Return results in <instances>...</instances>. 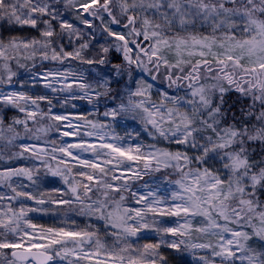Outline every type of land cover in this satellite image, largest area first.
Listing matches in <instances>:
<instances>
[{"label": "snow or ice", "instance_id": "snow-or-ice-1", "mask_svg": "<svg viewBox=\"0 0 264 264\" xmlns=\"http://www.w3.org/2000/svg\"><path fill=\"white\" fill-rule=\"evenodd\" d=\"M58 2L0 0V21L39 33V38L0 39V83L11 84L17 76L12 63L24 69L22 61H32L35 66L37 58L108 63L109 47L101 48L105 58L93 60L82 55L89 42L72 51L58 42L64 34L69 43L73 36L81 38L80 30L61 18L54 7ZM66 4L74 6V0H66ZM79 7L101 23L102 12L111 18L103 31L114 38L112 46L123 53L127 64V68L116 65L114 71L117 76L127 72L131 82L125 86L126 101L119 94L113 97L119 102L103 116L112 121L139 118L153 141L174 144L177 150L156 143L125 146L121 137L102 131L107 125L86 117L77 118L92 129L84 136L96 137L99 143L83 137L72 144L51 140L47 141L50 150L21 144L17 156L31 153L67 189L59 198L44 192L34 195L24 190L25 185L13 186L11 181L25 177L35 185L38 168L0 171V185L12 193L0 194V201L19 204L0 205V264H167L158 251L165 243L177 251L204 250L206 254L196 264H217V260L219 264H264V159L253 160L250 151L256 143L264 150V0H83ZM114 9L126 20V33L110 27L122 23ZM78 18L92 27L91 21ZM137 70L138 78L133 75ZM70 75L74 74L47 71L41 78L46 88L68 92L73 99L92 103L90 92L97 100L110 96L107 79L100 85L104 91L98 92L82 78L64 83ZM159 75L167 81V89L156 88L157 102L152 96ZM74 85L82 95L73 92ZM231 92L251 99L247 109L240 110L242 118L234 113L229 117L230 109L224 108L225 96ZM45 100L47 112L40 109ZM0 105L25 113V119H15L6 127L0 119V140L9 145L21 139L16 125H23L25 134H32L28 138L35 140L47 136L52 127L59 130L55 122L69 121L68 128L80 127L66 115L51 114L52 101L45 96L0 92ZM37 117L54 123L33 132L28 121L37 122ZM62 135L80 136V132L64 131ZM44 157L55 160L56 167ZM169 169L178 178L167 181L169 187L163 192L158 183L149 186L148 181L141 186L143 192L132 191L133 181ZM30 200L38 206H67L65 226L33 223L30 212L49 209L27 207L25 201ZM68 212L88 218L89 223L80 227L75 219L69 221ZM161 217L177 219L174 226H166ZM145 230L179 239L140 245ZM194 234L203 242H192Z\"/></svg>", "mask_w": 264, "mask_h": 264}, {"label": "trees", "instance_id": "trees-1", "mask_svg": "<svg viewBox=\"0 0 264 264\" xmlns=\"http://www.w3.org/2000/svg\"><path fill=\"white\" fill-rule=\"evenodd\" d=\"M54 7L59 11L62 19L73 24L74 27H77L80 30L84 42H89V47L82 52V55L85 57V59L97 60L100 58H105L104 54L101 51V48L102 46L109 47L110 51L106 57L108 63L103 65L94 63L92 65H89L86 63H82L79 60L68 59L65 60L63 63L47 62L41 65H37L38 62H35V66H33L32 61H22L26 64V68L24 69H18L15 63H12L11 66L13 70L17 72V76L13 77V82L11 84L0 83V90L6 88H7L6 90L16 89L25 75L34 73L39 69H48L53 71L69 72L74 75L82 76L85 82L92 85V88L98 92L104 91V88L100 87V85L103 83V79H107L109 81L107 88L110 91V96L102 97V99L104 98L106 99L107 97L110 98L114 94H116L117 97L118 92L131 82L126 79V76L128 77L127 72H125L122 76H117L114 71V67L116 65H120L124 68H127V65L122 62L120 54H118L117 51L115 50V47L112 46L115 43L114 38L108 37L107 33L103 31L104 26L108 24V21L111 18L107 16V13H102V15L104 16V22L101 23L100 19H96L89 16L87 13L83 12L82 9H77L74 6H69L64 8L61 5L60 0L58 3L54 4ZM78 16L82 17L83 19H87L91 21L92 27L90 28L88 27V25L82 23V20L78 18ZM0 27H1L0 29L1 39H4L5 41L10 36L23 37L24 32L28 30L25 28L10 27L5 21H1ZM110 27L118 32H127V29L125 28L124 29L120 27L117 28L111 25ZM117 81H119V83H117ZM225 101L226 103L224 105V108L226 110L230 109V111L228 112L229 117H231L232 114L234 113L237 116V118H242L240 110L242 108L247 109V106L251 104V100H249L248 98H242L239 95H237V93L235 92H231L227 94L225 96ZM86 118L93 122H97V120L99 119V115L98 114L90 115V116H86ZM0 119L4 120V126L6 127L8 124L12 123L15 119H20V120L25 119V113L20 112L19 109L15 107L0 105ZM31 122L32 121L30 120L28 121V126L33 127V132L35 131L36 128H39L41 126L48 127L50 124L54 123L52 121H49L47 118L37 119V122H35V124ZM79 122L80 125H83L81 121ZM228 122L230 123L231 120L229 119ZM55 124L59 125V130H60L61 122H55ZM15 127L17 131H19L24 135H22L21 139L16 140L11 145L7 144L5 140L2 141L0 140V171H4L8 168H23V167L38 168L39 172L34 174V179H36L35 185H33L25 177H13L11 183L13 184V186H16V182H18L16 180L18 179L20 184L26 186L24 188L25 191H29L34 195H38L41 192L50 193L53 198H57L59 192L55 190L61 188L63 190H66L60 178L58 176L53 177L50 173H48L44 165L41 163V161L33 160V157L30 153H25L23 157L17 156L16 153H19L21 151L20 145L23 143V141H27V140L35 141L37 143L41 142L43 144H49L47 143V141L55 140L59 144L62 140L59 130H57L55 127H52L47 136H41L40 140H35L28 138L29 136H31L30 135L31 133L25 134L23 126L16 125ZM250 151L252 153L253 160L259 162L261 159H264V150H262L261 146L258 143L252 144L250 146ZM0 190H2V192L4 193H7L8 195H12L10 189L6 185H0ZM45 199H47V197H45ZM27 202L28 201H25V205H27ZM9 203H12L14 207L16 206L18 207V203L7 200H6V205L4 206H7ZM37 207H44L49 209V211L53 208L51 204H45L43 206L37 205ZM55 208L56 207H54L53 209ZM59 209L62 210V214L65 216V212L67 211V206L59 207ZM49 211L30 212L28 215H32V216L41 215V217L42 215H45L50 219H63L64 217L59 214L58 215L53 213L50 214ZM69 216L73 217L77 221H81L82 219L81 217L76 216L74 212H68L67 217ZM6 255L8 257L10 253H6Z\"/></svg>", "mask_w": 264, "mask_h": 264}, {"label": "rangeland", "instance_id": "rangeland-1", "mask_svg": "<svg viewBox=\"0 0 264 264\" xmlns=\"http://www.w3.org/2000/svg\"><path fill=\"white\" fill-rule=\"evenodd\" d=\"M60 1H61V5L64 8L69 7V6H73V5L66 4V0H60ZM81 2H83V0H74V7L77 9H81L79 7ZM88 2H90V0H88ZM101 2H102V0H101ZM114 14L117 15L118 18L121 19L122 23L120 25L113 24L111 26L117 27V28L120 27V28L124 29L123 24L126 23V20H124L123 17L119 16L118 9H114ZM0 24H1V21H0ZM53 24H54L56 31L59 32L60 28H59L58 23L54 21ZM9 26L28 29L27 31L24 32L23 38H26V39L39 38V33L35 29H32L28 26H24V27L13 26V25H9ZM0 29H1V27H0ZM123 33H126V32H123ZM0 39H1V36H0ZM58 42L62 43L65 46V49L67 51H72L75 48H77L81 43H84V39L82 37V34H81V38H79V39H77L75 36H73L71 38V43H69V38H68L67 34H64L63 39L61 41H58ZM117 53L120 54L122 62L124 64H126V62L123 59V53L122 52H117ZM134 53H135V48H134ZM36 62H38L37 65H41L43 63L54 62V61H40L39 58H37ZM132 67H133V69H135V65H133ZM47 71H53V70L39 69V70L35 71L34 73L25 75L22 78L21 82L19 83V85L16 89L6 90L7 89L6 88L3 90H0V92H3V93H11V92L23 93V94H25L29 97H32V98L45 96L48 99H50L52 101L51 114L66 115L69 117V120L71 121V123L73 125H79L80 126L78 129L77 128H68L67 125H68L69 121H61V126H60L59 132H60L62 140L60 143H64V144L78 143L81 137H83L86 140H89L90 142L99 143V141L97 140L96 137L84 136V133L86 131H91L92 129L90 127H85L84 121L77 119L78 117H86V116L98 114L99 119L97 120L96 123L107 125V127L102 129V131L108 133L109 135H115V136L121 137L122 142L125 144V146H128V145L135 146L136 144H142V145L147 146L149 144L156 143L157 147L166 148L170 151H176L177 150V146L174 144H169V143L163 142V141H161L159 143H157L156 141H153L152 138L149 137L147 135V133L143 131V125L140 123L139 118H137L136 120H133L130 117H128V118L117 117V119L115 121H112V119L110 117L105 118L103 116L104 111L108 110L111 107H114L115 104L119 102L117 99H113V97H116V94L112 95L110 98H108V97L106 99L100 98L99 100H97L95 98L94 94L90 92V95H93V102L92 103H89L87 99H79V98L73 99L72 96L68 92H62V91L53 92L50 88H46L44 86L45 81L41 78V74L45 73ZM161 73H163V69H161ZM133 75H134V77L138 78L140 73L137 70V71H135V73H133ZM81 78H82V76H79V75H70L68 77V80L64 81V83H72L73 79L80 81ZM82 79H83V82H85L84 78H82ZM126 79L129 80V78L127 76H126ZM56 86L58 88L60 87L59 84H57ZM156 88H160L161 90L167 89V81L164 80L163 75L158 76V80L156 81V86L153 89L152 99L154 101L158 102L159 96L156 93ZM168 91L170 94L172 93L171 89H168ZM73 92H75L77 96L82 95L79 88H77L75 85L73 86ZM118 94H119L120 98H122L126 101L127 92H126L125 87L123 89H121L118 92ZM180 94L183 95V92H181ZM237 95H239V94L237 93ZM248 99L251 100L250 98H248ZM28 108H29V110H31L32 106L29 104ZM40 109L44 112L48 111L49 105L47 104L46 100L40 102ZM37 119H40V118L37 117ZM79 121H81L83 123V125H80ZM31 123L35 124V122H33V121ZM21 126H23V125H21ZM29 128H31L33 130V127H29ZM64 131H70V132L79 131L80 136L69 135V136L65 137L62 135V133ZM98 131H101V130H98ZM20 134H21V138H22V135H24V134H22V133H20ZM30 135H32V134H30ZM22 144H24V145H36L38 148H47L49 150L52 147V145H50V144H43L41 142L37 143V142L31 141V140L30 141L29 140L23 141ZM145 150H147V149L145 148ZM44 159L48 160V163L51 164V166L53 168L56 167L55 160H49L48 157H44ZM33 160L40 161V160H37L35 157H33ZM217 167H219V165H217ZM117 175H119V172H117ZM176 178H178V177L171 174L170 169L166 170L164 172H160V173H155V172L149 173L148 175H144L142 180L132 182L133 183L132 191H136L137 189H139L141 192H143L144 189L141 186L143 185L144 181H148L149 186H154L155 184L158 183L160 185V191L163 192L165 190V188L169 187L167 181L174 180ZM21 179H24V178H21ZM60 180L63 183L61 178H60ZM16 181H18V182H16V186H17L20 184V182L18 179ZM63 185L67 189V185H65L64 183H63ZM64 191H66V190H63L62 188L59 189V195L57 198H59ZM0 194H7V193H4V192H2V190H0ZM126 195H128V194L126 193ZM63 198L68 199L69 197L64 196ZM0 204L6 205V200L1 201ZM51 205L53 206V208L54 207H56V208L55 209L52 208L49 211L50 214L53 213V214H57V215L59 214L61 216H64L62 214V210L59 209V207H64L63 205H56V204H51ZM26 206L27 207H37L35 202H33L31 200L27 202ZM132 206H137V205L133 204ZM18 207H19V204H18ZM38 212H40V211H38ZM28 216H29V219H31V221L33 223H35L39 226H44V227L65 226L63 224V221L66 219L65 216L63 217V219H50V218L46 217L45 215H42V217H41V215H37V216L28 215ZM71 216L67 217L69 219V221L71 219H74ZM78 217H80V216H78ZM81 218H82L81 221H77L76 219L75 220L77 221V224L80 227H84L85 224L89 223V220L86 217H81ZM160 219L165 222L166 226H174V221L177 218L161 217ZM181 222H183V221H181ZM161 239H164L166 242H170L173 239H179V237H172L170 234L166 235L163 233H157L153 230H145L144 232L141 233V239L138 241V243L140 245H143L145 243H159L161 241ZM192 242L199 243V242H203V241L197 240L195 238V234H194ZM108 243L111 244L110 239L108 240ZM253 247H258V245L253 244ZM182 248H183V246H182ZM158 251H159L160 255H162L166 258L167 264H196L197 258L201 255L206 254L204 250H195V252L185 251V250L177 251L176 249H172V248L167 247L166 243L162 244ZM8 258L9 259L11 258L10 255H8ZM0 259H3V257H0ZM217 264H219L218 260H217Z\"/></svg>", "mask_w": 264, "mask_h": 264}]
</instances>
